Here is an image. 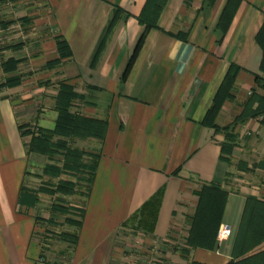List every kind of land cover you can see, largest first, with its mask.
<instances>
[{
	"label": "crops",
	"instance_id": "0c3cea01",
	"mask_svg": "<svg viewBox=\"0 0 264 264\" xmlns=\"http://www.w3.org/2000/svg\"><path fill=\"white\" fill-rule=\"evenodd\" d=\"M226 1L208 7L206 0H167L121 83L145 31L138 16L146 0H11L32 3L29 17L19 18L32 41L29 50L6 48L5 59L15 60V68L0 69V264H140L131 233L142 206L158 192L151 231L136 230L145 245L163 242L158 264H226L232 258L246 197L264 200V122L262 115L243 116L258 106L249 101L264 94L255 83L257 74L264 80L255 39L264 0H240L218 41ZM117 8L121 18L105 37ZM58 41L66 43L68 56L60 57ZM231 64L239 71L231 98L214 118L215 130L203 119ZM9 77L15 83L5 84ZM62 83L76 94L71 113L106 120L107 127L102 141L84 140L98 160L76 245L65 259L54 253L58 258L47 263L39 259L35 234L37 217L47 218L39 213L42 197L51 195L34 183L42 180L46 157L28 152L30 135L22 136L19 126L53 130ZM226 132L236 137L229 163L220 158ZM202 185L227 192L219 227L228 225L232 234L216 237L213 249L185 245L197 206L194 191ZM261 250L264 241L248 254Z\"/></svg>",
	"mask_w": 264,
	"mask_h": 264
},
{
	"label": "trees",
	"instance_id": "16d2710c",
	"mask_svg": "<svg viewBox=\"0 0 264 264\" xmlns=\"http://www.w3.org/2000/svg\"><path fill=\"white\" fill-rule=\"evenodd\" d=\"M167 0H146V3L138 16V22L145 25V31L139 37L133 54L129 58L121 76V83L126 79V76L132 66L135 56L143 42L146 31L156 26L158 15L165 5ZM207 6L210 7L215 0H206ZM240 0H227L217 22L219 30L218 41L221 40L225 33L231 18L238 7ZM121 18L120 9H116L109 21L107 33L105 37L113 30ZM184 38V37H183ZM256 43L261 50L260 70L264 69V22L256 35ZM104 40L99 45L96 51L98 56L103 49ZM57 51L60 57L69 55L68 47L64 41L57 42ZM16 61L7 59L1 63V68L5 72H10L15 68ZM54 64V63H53ZM239 71V67L230 65L225 74L215 96L213 103L207 110L203 119V124L215 130L217 127L213 124L214 118L220 109L222 103L226 99L231 98L230 90L232 89L235 78ZM15 83L14 78L6 79L5 84ZM256 85L264 91V80L259 74L255 75ZM76 96L72 88L67 84H60L56 96L55 109L58 113L55 127L53 130L37 129L36 132L23 130L24 125H20L22 136L30 135V140L27 143L29 153L43 155L53 158L60 156V160L55 165H46L43 168V173L50 175L51 178H57L54 187L50 190L47 188L40 189L42 192L50 194L51 200L49 217H37L43 224L56 226V221L60 216L63 218L64 224L74 227V230H60L58 232L45 231L44 240L54 238L62 244H66V248L61 251L64 254L71 250L77 242L79 228L84 214L85 200L87 198L90 185L97 166L98 153H93L85 150H80L72 145L77 140H86L94 138L102 141L105 135L107 122L106 120L93 119L84 117L78 114L71 113L69 106L71 100ZM258 103L254 111L245 112L243 116H258L262 115L264 122V94L262 97L255 96L249 101L247 106H252L254 102ZM236 142V137L230 132H226L225 141L221 144L220 158L226 162H230L232 148ZM59 164V165H58ZM65 175L66 178H60ZM83 184V186H82ZM197 196L196 210L191 217L190 228L185 238V245L191 248L213 249L216 241V235L221 222V217L224 205L227 199V192L221 190L215 185H202L198 190L194 191ZM82 196L84 200L81 206L71 207L67 204V198L70 196ZM160 192L146 202L139 213L137 221V229L143 228L144 231H151L152 223L156 218V210L159 204ZM57 214V215H56ZM71 215V216H70ZM264 241V200L257 199L252 196L246 197L245 207L238 225L231 250L232 258L226 264H264V250L248 254L255 246ZM41 244V243H40ZM41 247L39 259L42 262H47L45 259V251ZM186 253V249L182 250ZM59 264L57 262H52ZM190 264H201L191 262Z\"/></svg>",
	"mask_w": 264,
	"mask_h": 264
},
{
	"label": "rangeland",
	"instance_id": "374dc122",
	"mask_svg": "<svg viewBox=\"0 0 264 264\" xmlns=\"http://www.w3.org/2000/svg\"><path fill=\"white\" fill-rule=\"evenodd\" d=\"M28 1V0H27ZM28 5H32V3H24L22 2V4H14L11 7L8 6V10L7 12H5V15L2 16L3 20L0 19V30H4L6 27H8L11 24H14L16 21L22 23V35H16L15 32L9 33L8 35H6V40H5V44L3 47V54L4 56L6 55L5 50L6 48H9L11 46H17V45H22L25 46L27 50L28 49V45L31 43L32 41V37H31V31L30 29H28V27L25 26V24L23 23V21L20 20H15V19H19L21 17H29V10H27L26 8H28ZM33 6V5H32ZM33 28V27H32ZM31 28V29H32ZM3 34H1L2 36ZM28 52V51H27ZM7 59H2V61L0 62V69L1 71H3V69L1 68V63H3L4 61H6ZM5 72V71H3ZM12 79L13 77H9V79ZM28 130V129H25ZM87 142H85L84 140H77L76 143H73L72 145L78 147L80 150H85V151H89V152H93L96 153V148L93 146H89L86 144ZM61 158L60 156H53V158H45V165H53L55 163V165L58 163L57 161H59ZM59 165V164H58ZM43 167V168H44ZM43 168H42V177L40 181H35V185L36 187H38V190L42 189V188H47L50 190V188L52 189L54 187V183L57 181L53 178L50 177V175L43 173ZM63 178L65 179L66 176L62 175ZM83 186V184H82ZM49 197V196H48ZM47 196L42 197V202L39 206V213L41 215H43L44 217H49L48 212L50 211V200L52 199L51 197L48 198ZM84 200V198L82 196H70L69 198H67V204L70 205L71 207H75V206H81L82 201ZM57 215V214H56ZM71 216V215H70ZM67 217V215L65 216H60L58 218V220L56 221V226L57 227H53V226H49L46 224H43L41 222V220L38 222L37 225V229H36V233L35 234V239L41 243V247H43L44 249L48 248L50 250V252L52 253H47L45 254V259L49 262H52L56 259V255L57 253L61 252L64 247L66 248V244H62V242H59L58 240H55L54 238H50L48 240H44V238H42V236H44L43 233H45V231H53V232H58L60 230H65V229H69V230H74L75 228L72 226H69L68 224H64L63 222V218ZM219 229V228H218ZM136 230L131 233V240L134 244V248L136 250V252H134V257H136V262L143 264L144 260L146 259L147 255H150L151 257L154 258H160V248L163 246V242H159L158 241V245H154V244H146L145 242L142 241L143 239L141 238L140 235H138V233H136ZM232 234V233H231ZM217 237V235H216ZM152 249H156V254L153 253V251H151ZM149 251V252H147ZM55 253V254H54ZM144 254H146V257L144 259ZM55 255V256H54ZM58 258V257H57ZM59 259H65V255L64 256H60ZM143 260V261H142Z\"/></svg>",
	"mask_w": 264,
	"mask_h": 264
},
{
	"label": "built area",
	"instance_id": "2783aa9c",
	"mask_svg": "<svg viewBox=\"0 0 264 264\" xmlns=\"http://www.w3.org/2000/svg\"><path fill=\"white\" fill-rule=\"evenodd\" d=\"M12 6L11 4V0H0V19H2V15L1 12L5 9ZM15 20H19V19H15ZM22 23L20 22H15L14 24L9 25L8 27H6L4 30H0V62L2 61V59L5 58L4 54H3V47L5 44V40L6 35H8L9 33L15 32L16 35L21 36L23 31H22ZM1 34H3L1 36ZM231 229L228 225H221L217 231V238L218 240H222V239H226L228 237L231 236ZM152 244H154L155 246L158 245V241H154ZM151 251H153V253L156 254V249H152ZM149 252V251H148ZM159 262V258H154L151 257L150 255H148L146 257V259L144 260L143 264H158Z\"/></svg>",
	"mask_w": 264,
	"mask_h": 264
}]
</instances>
